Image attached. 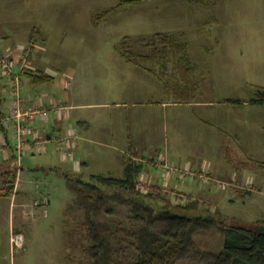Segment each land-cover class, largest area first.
<instances>
[{
	"label": "rangeland",
	"instance_id": "374dc122",
	"mask_svg": "<svg viewBox=\"0 0 264 264\" xmlns=\"http://www.w3.org/2000/svg\"><path fill=\"white\" fill-rule=\"evenodd\" d=\"M203 1L146 0L115 9L120 0H0V44L14 47L32 43L34 60L53 76L51 82L29 89L28 79L22 75L23 96L42 95V105H66L71 98L73 104L84 106L71 109L70 120L63 123L64 128L67 124L78 128V122H89L88 129L81 133L90 142L81 141L75 153L77 160L80 156L87 160L83 179L92 174L122 177V139L128 132L135 139L146 136L135 149L156 163L164 156L170 158L169 162L187 160L195 142L197 146H211L219 154L225 147V178H211L204 168L207 181L179 176L181 182H175L172 179L177 174L166 176L159 166L144 167L143 192L151 191L152 177L160 183L155 198L164 200L167 207L198 201V213L214 220L194 232L174 264H206L210 254L222 249L225 228H258L264 224V105L237 103L254 99L264 88V0ZM112 8L114 11L102 16ZM157 33L187 45L189 56L198 66L195 76L201 81L196 100L211 102V106L175 102L176 97L164 89V83L172 89L179 81L171 71L172 64L163 83L120 56L125 37L130 51L144 55L149 51L148 44H157ZM0 93L2 103L10 100L11 90ZM3 104L0 109H4ZM209 115L216 116L211 127L216 134L206 140L197 134L202 128L199 123L197 127V119ZM223 125L225 137L218 133ZM100 129L119 136L109 146L99 145L95 141ZM52 135L44 152L26 153L15 171L20 186L17 190L34 212L28 222L14 220V233L23 237L21 249L11 247L14 233H10V200L6 197L1 201L0 264H77L84 257L88 245L83 238L87 234L83 226L86 209L73 206L76 194L65 177L66 173L72 175L71 164L62 163L56 151L55 139L62 133L55 131ZM105 139L110 141L109 136ZM124 142L126 145L127 140ZM17 197L16 204L21 199ZM35 201L38 207L33 206ZM109 204L116 220L126 225L135 222L126 205L114 201ZM101 209L96 219L107 220L108 205ZM128 255L136 257L134 248L128 249Z\"/></svg>",
	"mask_w": 264,
	"mask_h": 264
},
{
	"label": "trees",
	"instance_id": "16d2710c",
	"mask_svg": "<svg viewBox=\"0 0 264 264\" xmlns=\"http://www.w3.org/2000/svg\"><path fill=\"white\" fill-rule=\"evenodd\" d=\"M144 1L120 0L115 9ZM203 3L206 4V1ZM112 11L114 8L104 11L102 16ZM155 40L157 44H148V53L141 55L129 50L125 37L119 54L125 61L143 67L159 78L167 76L168 67L172 64L171 71L179 80L174 84V97L180 102L194 101L201 81L195 76L196 67L190 60L187 45L162 33L155 34ZM25 74L35 86L53 79L42 71L26 70ZM247 104L264 105V88L259 89ZM122 165L123 175L120 178L92 175L83 179L65 174L69 189L76 194L73 206L86 209L83 226L87 234H83V238L88 245L84 249V257L77 264H174L186 251L194 232L210 226L213 218L198 213V201L167 207L164 200L155 198V194L159 195L157 190L160 186L154 184L151 191L146 192L138 188L144 170L142 162L132 156H123ZM12 180L5 188L6 196L12 193L15 176ZM111 201L126 205L135 222L126 225L116 220L114 209L109 204ZM104 205H108L105 214L109 218L96 219ZM223 236L222 249L210 254L206 264H264V234L259 233L257 228L232 225L223 230ZM129 248H134L136 252L134 259L128 255Z\"/></svg>",
	"mask_w": 264,
	"mask_h": 264
},
{
	"label": "crops",
	"instance_id": "0c3cea01",
	"mask_svg": "<svg viewBox=\"0 0 264 264\" xmlns=\"http://www.w3.org/2000/svg\"><path fill=\"white\" fill-rule=\"evenodd\" d=\"M29 44L31 45V51H30V55H29V59H28L29 62H28V65H27L25 71L26 70H30L31 72L42 71V72L46 73L47 75H49V73L46 72V70L43 67H41L38 64V62H36L34 60V57H33L34 56L33 55L34 54V51H33L34 45L32 43H28V44L19 43V45L17 44L14 47L9 46V45H5V44H0V48L2 50H4L9 57H11L13 59H17L18 56H19V53H18V49H16V48H19L21 46H26V45H29ZM190 60H191L192 64L196 67V71H197L198 66L193 63L191 57H190ZM128 63H130V62H128ZM132 64H134V63H132ZM140 68L145 70L149 75H151L157 81H159V82L162 81L164 83V80H165L164 78H159L157 75L151 73L150 71H147L143 67H140ZM25 71L21 74V77L23 75V76H25L28 79V82L30 84V86H29L30 88L29 89H32V88L35 87V85L32 83V81L29 78V76L27 74H25ZM156 71L158 72L157 68H156ZM49 76H51V75H49ZM51 77L53 78V76H51ZM4 79H6V81H4ZM47 83H49V82H47ZM23 84H24V82H23ZM69 85H70L69 81H66L65 87H68ZM175 87H176V85H175ZM175 87H173L172 89L168 88V86L164 83V89L169 94L171 92V94L173 95ZM11 88H12L11 79L9 77L5 78V76L1 73L0 74V91H2V93H3L5 91L11 90ZM200 89L201 88L198 87V90L196 91L197 94H199ZM23 91H24V85H23ZM0 97H1V93H0ZM173 97H174V95H173ZM24 98L27 101V104L36 103V102H38V104H40V101L42 102V100H43L42 99V95H39V94H36L34 97L32 95H28L27 97L24 96ZM10 100H11V98H10ZM10 100L6 101V99H4L3 100L4 104H3L2 101H1V98H0V104L4 105V109H0V114L6 113L9 110V108H10ZM249 101H241L240 100V102H242L241 103L242 106H250V105L247 104V102H249ZM68 102L69 103H66V105H68L70 107L69 111L71 109L73 111L79 110V109H82V107H84V106L73 104L72 103L73 100L71 98H69ZM175 102L178 103V104L188 105V106H191V107H195V106L207 107V106H211V104H212L211 102H203V101L201 103H199V102H197L196 99L194 101H192V102H180V101H178L176 99ZM48 103L50 104V102H48ZM161 104H162L163 107L166 105V103L163 102V101H162ZM50 105H45V106H50ZM75 116L77 118H81V116L78 115V114H76ZM70 118H71V114H69V113H67V115L62 116V117H58V116L56 117V116L50 115V117L48 118V120L45 123L37 122L34 125H35V128L38 131H40V129L42 127L46 128L47 139H48V142H49V141H52V139H53V135L52 134H54L55 131H61L62 135H64L65 128L69 124H67L65 126V128H64L63 123L65 121L70 120ZM215 118H216V116H214V115H209L208 117L198 118L199 120L197 119V127H198V123H199V127L201 125L202 128L197 129V134L200 135V136H204V138H206V140H209V138H211V137L213 138V136L216 133L211 127H213V123L216 122ZM77 127H78L77 129H78V132H79V136H78V138L76 140V144H75V150H74L75 153H76V150L79 148V143L81 141L90 142V139L83 137L82 133H81L82 130H87L88 129L89 122L86 119H84L83 121L78 122V126ZM63 128H64V130H63ZM105 129H104V131H103V129H100L99 136H98V138H96L97 141H95V142L97 144H99V145L109 146L111 143L114 142L113 141L114 138L115 137L118 138L119 135H115V133H113V132H111L109 130H105ZM218 133L222 137H225V125H223V129H220V131ZM104 134H105V136H103ZM124 135L125 136H123V137H125V139L124 138L122 139V142H123L122 143V151H121L122 156L120 158L121 165H122V157L123 156H132L134 158V160L142 162L144 167H145V165H149V164L154 166V167H156V166H158V162L161 161V162H164V163L168 162V164H170L172 166H176L179 169H190L191 170V168H193L192 171H194V168H195L196 169L195 172H206V170L204 169V168H206L207 172H208V174H209V176L211 178H213V177H215V178H225V147H223L224 152L219 154V153H217L216 150L211 149V146H206V145H204V146L198 145L197 146V142H195L196 144L195 143L192 144V145H195L194 147H192L194 152L191 155L188 156L187 160H185L183 162L181 160H179L178 163L169 162L170 158L167 157V156H164L163 158H161V160H159L156 163L152 159H147L146 160V158L144 156L140 155L139 151L137 149H135L136 146H138V144H140L142 142L143 137H146L144 134H142L141 137H138L136 139L132 135V133H130V132H128L127 134H124ZM107 136L110 137V141L109 142H108L107 139H105ZM59 138L60 137L55 139L56 142H57V145H58ZM4 139H5L6 143H7V145L9 144V146H5V147L3 146ZM125 140H127V142H126L127 144L126 145H125V142H124ZM206 142H208V141H206ZM11 146H12V130H8V131L4 130L3 131V130L0 129V209H1V201L4 198L7 197L10 200V202H9L10 203V205H9V219L13 221V223H11V225H10V233H11V231L15 232V226H14L15 225L14 224V220L15 219L18 220V222L22 224L23 222H28L30 217L34 213L33 211L29 210L27 205L24 203V200H25L24 195H22V193H19V190H17V188L20 187V186H18V184H17L18 178H17L16 172H15L16 168L14 166V163L12 162V159H13V155L12 154L13 153H12V151L10 149ZM57 148H58V146L56 147V151H57ZM5 152H7V153L5 154ZM28 153H31L32 155L35 154V152H33V151H30ZM205 159H207L209 161L207 162V161H205ZM60 160H61L62 163H69L70 162L71 165L69 167H70V171L72 172V175H74V173H75V174H78V176H81L82 169L87 165V160L84 159L81 156L79 157V160H77L75 158V155H74V158L72 160H62L61 158H60ZM47 165L51 166L50 163L47 164ZM122 169H123V165H122ZM66 174H68V173H66ZM92 175H95V174H92ZM92 175H90V176H92ZM97 175H99V174H97ZM11 176H13V177L15 176V181L13 183L14 187H13V190H12V193L10 194V196H6L5 188L8 186L9 181L12 179ZM150 176H152V175H150ZM16 178H17V180H16ZM177 179H180L179 175L176 177V179L173 178L172 180L175 181ZM168 180H170V179H168ZM150 181H151V183L153 185L154 184H156V185L158 184L160 186V183L154 182L152 180V177H151ZM177 182H181V181L177 180ZM183 184H186V183L183 181ZM195 190H191L190 192L193 193ZM203 191H207L208 192L209 190L203 189ZM17 195H19V197L21 199L16 204L17 199H18ZM15 197H16V200H15ZM47 203L49 204L50 200H48ZM39 205L40 204H38L37 201H35L33 203L34 207H38ZM16 206H17L18 210L15 211V207Z\"/></svg>",
	"mask_w": 264,
	"mask_h": 264
},
{
	"label": "built area",
	"instance_id": "2783aa9c",
	"mask_svg": "<svg viewBox=\"0 0 264 264\" xmlns=\"http://www.w3.org/2000/svg\"><path fill=\"white\" fill-rule=\"evenodd\" d=\"M31 51V45L21 46L18 49L17 59L9 57L4 50L0 48V69L2 74L9 77L12 81L10 108L6 113L0 114V129L12 130V146L10 147L13 155L12 162L16 170L18 169L21 158L28 152L42 153L46 150L48 143L47 131L42 127L40 131L35 128V123H45L50 115L55 114L58 117L67 115L70 107L66 105L45 106L38 103L27 104L23 96V80L21 74L28 65V59ZM79 136L78 129L69 124L65 128V133L58 140L57 152L62 160H72L75 155V144ZM3 146L7 145L5 139ZM7 152H5L6 154ZM158 166L167 173L166 176L177 174L181 177L199 178L207 181L206 172L194 173L188 169H173L164 162L159 161ZM171 173V174H170ZM139 179L138 188L145 191V182ZM14 233V232H13ZM11 247L21 249L23 237L19 233L11 236Z\"/></svg>",
	"mask_w": 264,
	"mask_h": 264
},
{
	"label": "water",
	"instance_id": "95a60500",
	"mask_svg": "<svg viewBox=\"0 0 264 264\" xmlns=\"http://www.w3.org/2000/svg\"><path fill=\"white\" fill-rule=\"evenodd\" d=\"M257 231L264 234V226H258Z\"/></svg>",
	"mask_w": 264,
	"mask_h": 264
}]
</instances>
